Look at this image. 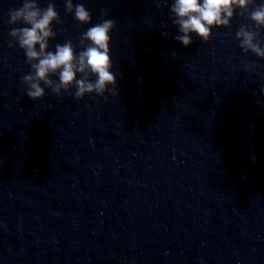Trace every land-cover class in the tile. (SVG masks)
Listing matches in <instances>:
<instances>
[{"label": "clouds", "instance_id": "obj_1", "mask_svg": "<svg viewBox=\"0 0 264 264\" xmlns=\"http://www.w3.org/2000/svg\"><path fill=\"white\" fill-rule=\"evenodd\" d=\"M169 11L171 22L178 30L174 38L185 47L193 43V34L207 42L213 28H230L232 19L238 14L252 22L241 25L236 31L239 47L264 59V41L259 39V30L264 29V3L257 4L255 0H172ZM65 13L74 14L80 25L92 20L90 11L82 3L74 5L73 0H65ZM102 15L106 16L107 12L102 10ZM8 16L7 23L12 26L8 46L18 45L31 68V72L22 77L30 99L40 100L46 94L45 89L59 96L75 88L74 97L80 100L92 93L103 96L110 86L116 88L110 55V34L116 26L114 20L102 19L83 32L79 37L82 50L77 53L71 40L57 43L54 51L48 50L49 41L56 38L53 23H63L54 3L41 8L37 0H23L22 6L11 9ZM18 24L24 26L16 27ZM162 34L168 35L167 32ZM247 67L252 69L254 65ZM261 92L264 93V88Z\"/></svg>", "mask_w": 264, "mask_h": 264}]
</instances>
